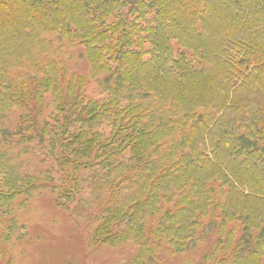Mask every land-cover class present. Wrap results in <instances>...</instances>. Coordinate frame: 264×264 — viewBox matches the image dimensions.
<instances>
[{
  "label": "trees",
  "instance_id": "trees-1",
  "mask_svg": "<svg viewBox=\"0 0 264 264\" xmlns=\"http://www.w3.org/2000/svg\"><path fill=\"white\" fill-rule=\"evenodd\" d=\"M14 137L66 173L59 204L104 207L92 244H133L125 264H164L163 246L182 255L208 233L204 264H264V0H0V213L55 181L24 174Z\"/></svg>",
  "mask_w": 264,
  "mask_h": 264
},
{
  "label": "rangeland",
  "instance_id": "rangeland-1",
  "mask_svg": "<svg viewBox=\"0 0 264 264\" xmlns=\"http://www.w3.org/2000/svg\"><path fill=\"white\" fill-rule=\"evenodd\" d=\"M50 40H53L51 52L58 53L59 59L64 61L70 70L78 74L88 71L89 66L80 59L78 50L61 47L56 36H52ZM87 93L93 98L101 97V89L95 82L90 84ZM52 104L53 98L48 96L43 108L45 114L52 111ZM28 112L29 106L8 111L2 122L3 129L12 131L17 128L22 117L30 114ZM25 122L27 125L32 124L30 119H25ZM38 126L40 130L43 129L41 120L38 121ZM104 130L108 136L110 129L105 127ZM6 145L24 174L43 179V172L51 169L50 177L55 179L53 186L42 187L40 182V188L27 197H20L0 213V241L6 243L13 264H125L133 258L136 253L133 244H122L115 248L92 244L94 232L102 222L104 207L96 205L93 199L86 200L89 184L88 187L83 186L84 190L80 196L87 202L83 208L79 206L77 209L78 196L74 198L71 207L62 206L58 201V189L70 184L66 173L57 170L53 158L34 152L33 147H36V144H27L20 137H14ZM85 174L84 171L80 173L81 177H88ZM215 215L216 213H212L210 220H214ZM14 221L18 223L15 231L11 230ZM157 224V219L148 220L149 229L155 228ZM232 228L233 226H229L228 230ZM12 231L14 232L10 236ZM115 231H123V226L115 228ZM240 235L242 229L239 230L238 236ZM216 241L217 237L208 233L195 250L182 255H171L165 252L167 248L163 246L164 264H204V256Z\"/></svg>",
  "mask_w": 264,
  "mask_h": 264
}]
</instances>
